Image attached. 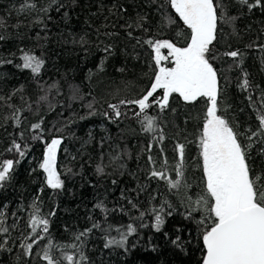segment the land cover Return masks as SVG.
Wrapping results in <instances>:
<instances>
[{
    "label": "trees",
    "instance_id": "1",
    "mask_svg": "<svg viewBox=\"0 0 264 264\" xmlns=\"http://www.w3.org/2000/svg\"><path fill=\"white\" fill-rule=\"evenodd\" d=\"M223 3L228 15L237 19L221 24L216 46L219 58L213 61L222 100L227 117L239 131L255 130L258 121L248 97L260 106L264 8L249 11L237 0ZM25 4L35 7L20 11ZM165 15L175 23L164 20ZM189 32L167 0H0V36L4 37L0 40V160H19L11 179L0 186V228L8 229L0 231V264H47L42 256L49 239L57 245L52 255L61 264H69L62 258L64 253L73 256L72 264H202L201 233L195 221L185 218L188 209L181 196L149 173L167 158V174L175 178L178 154L174 148L183 143L186 177L192 185L188 194L195 198L202 192L203 173L197 161L205 105H190L174 94L164 112L156 105L146 110L147 115L157 117L158 125L156 131L147 133L141 123L143 114L134 115L138 106L120 104L140 98L157 70L154 52L145 41L169 39L183 46ZM177 33L184 36L177 37ZM237 49L243 54L242 63L223 55ZM25 52L44 60L38 74L23 68ZM245 72L252 84L247 91L239 87ZM109 104L119 106L123 113L119 119ZM36 123L40 129L32 128ZM161 132L162 144L158 142ZM33 136L42 139L33 140ZM52 138L62 139L57 169L64 186L59 190L47 187L39 168ZM13 141L25 149L24 157L6 151ZM149 155L155 165L149 164ZM252 155L255 166L264 168L255 150ZM110 157H118V165ZM98 165L103 173L97 172ZM34 203L39 208L35 214L49 221V232L44 233L39 225L38 236L31 228ZM101 203L108 211L97 207ZM161 205L164 224L157 232L152 210ZM94 223L100 227L76 239ZM128 224L137 231L128 236L124 247L105 248L108 238L119 239L116 229L126 231ZM177 237L179 244H174ZM33 239L37 242L26 251ZM72 244L79 251L64 247ZM81 253L86 259L81 260Z\"/></svg>",
    "mask_w": 264,
    "mask_h": 264
},
{
    "label": "snow or ice",
    "instance_id": "2",
    "mask_svg": "<svg viewBox=\"0 0 264 264\" xmlns=\"http://www.w3.org/2000/svg\"><path fill=\"white\" fill-rule=\"evenodd\" d=\"M167 3L175 13L178 14L183 24L190 30L184 37L183 46L169 39H148L145 41L153 50V60L157 70L153 74L150 87L138 99L121 100L120 104L137 105L139 111L135 112L136 117L143 119V131L152 133L157 130V117L147 115L146 110L153 105L158 106L161 112L170 108V98L173 94L178 95L184 102L195 105L203 103V122L198 135L199 159L197 166L201 168L203 176V190L193 198L188 194L192 187L186 177L185 147L183 143H176L174 151L178 154L177 163L174 166L175 178L168 176V160L164 158L160 168L153 167L149 173L150 178H157L166 181L169 189L177 190V195L181 196L182 204L188 209L186 219L195 221L200 230L204 255L202 264H264V168H257L252 155L255 150L256 155L262 158L264 163V90H261L260 106L249 96L250 105L256 112L258 126L255 130L248 128L239 131L238 125L227 117V107L222 100L223 88L220 82L218 69L213 61L219 58L216 46L219 43L218 36L222 34L221 24H233L237 17L229 16L227 5L223 0H167ZM237 3L247 7L249 11L254 8H264V0H237ZM34 4H25L20 11L34 8ZM47 11V9H44ZM144 17H140L143 20ZM164 20L174 24L170 16L165 15ZM138 27H142L139 22ZM127 27L131 28L129 24ZM132 35L131 32L128 33ZM183 33H177V37H183ZM4 39L0 36V40ZM139 43V40L137 41ZM253 47V45H248ZM264 50V45H259ZM162 49L167 50V55L162 53ZM109 49H105L108 51ZM224 56L239 60L242 63V53L237 50L226 51ZM23 68L31 69L34 74H38L44 64V60L35 55L25 52L22 56ZM163 61H170L172 67L162 65ZM11 63V61H8ZM239 66V65H237ZM122 71V69H121ZM244 73V79L239 87L247 91L252 87ZM257 87H259L257 85ZM158 90H162V95H157ZM46 99V97H41ZM91 107V105H89ZM113 109L114 117L119 119L123 113L116 104H109ZM175 111V109H171ZM108 117V113H104ZM113 119V117H108ZM33 129H40L41 124L32 125ZM33 140L42 139L40 136H33ZM165 136L161 132L159 143H163ZM62 143L61 138H52L46 143L42 162L39 168L45 174L47 187L53 190L62 189L64 180L57 169V152ZM152 144L147 146V151L151 153ZM6 151L25 156V149L20 143L13 141L12 146ZM163 153L164 149H160ZM114 159H118L114 158ZM148 162L155 165L156 161L152 155L148 156ZM13 159L0 160V186L3 182L11 179L15 164ZM68 171H71L69 169ZM104 168L97 166V172L103 173ZM115 183V181H113ZM143 190V189H142ZM155 199V197H153ZM133 208L137 205L132 203ZM167 203V201H165ZM97 207L104 208L103 204ZM168 207H171L168 204ZM34 215L31 219V228L34 236H38L37 227L42 225L44 233L49 232V221L35 213L39 212L37 205H33ZM104 211H108L104 208ZM155 214L154 227L157 232L164 224V206L160 209H153ZM55 213H50L54 215ZM168 212L167 215H171ZM2 215V213H0ZM144 213H141V218ZM98 223H94L91 228L81 232L76 239L85 236L93 228H99ZM0 231L7 232V228H0ZM119 232V239L111 237L106 240L105 248L111 246L124 247L128 236L135 233L137 229L131 224L127 225V230ZM180 238L173 241L179 244ZM26 245V251H31L33 244ZM57 247L49 239L48 245L43 250L42 258L47 264H61V260L54 258L52 251ZM64 247L75 248L76 244L65 245ZM63 260L72 264L73 256L63 254ZM81 260L86 259L81 253Z\"/></svg>",
    "mask_w": 264,
    "mask_h": 264
},
{
    "label": "rangeland",
    "instance_id": "3",
    "mask_svg": "<svg viewBox=\"0 0 264 264\" xmlns=\"http://www.w3.org/2000/svg\"><path fill=\"white\" fill-rule=\"evenodd\" d=\"M162 51V53L164 54V55H167V50L166 49H162L161 50ZM162 65L163 66H165V67H172L173 65L170 63V61H163L162 62ZM174 95V94H173ZM171 99V98H170ZM117 151V150H116ZM112 157V156H111ZM110 157V160H112V164H114V165H118V164H116V163H118V160H119V158L118 159H114V158H111Z\"/></svg>",
    "mask_w": 264,
    "mask_h": 264
}]
</instances>
